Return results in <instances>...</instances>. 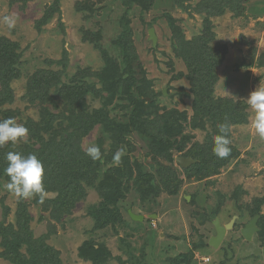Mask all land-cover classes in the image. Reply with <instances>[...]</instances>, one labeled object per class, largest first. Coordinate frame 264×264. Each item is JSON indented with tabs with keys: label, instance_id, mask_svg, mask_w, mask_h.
Returning a JSON list of instances; mask_svg holds the SVG:
<instances>
[{
	"label": "rangeland",
	"instance_id": "1",
	"mask_svg": "<svg viewBox=\"0 0 264 264\" xmlns=\"http://www.w3.org/2000/svg\"><path fill=\"white\" fill-rule=\"evenodd\" d=\"M55 1L0 0V40L17 45L20 70V76L13 78L9 85L13 101L0 107V120L5 109L15 110L13 118L25 126L29 118L38 121L43 106L53 112L77 105L87 112L102 107L108 96L98 78L108 65L104 51L109 59H121L116 41L127 25L136 54L134 69L141 65L151 82L159 114L165 108L184 113L182 135L171 141V161L154 152L148 136L153 130L146 124L141 127L142 131L132 129L126 133L113 152L117 136L110 137L101 123L74 141L83 153L90 144L100 147V176L109 167L121 170L120 181L128 186L123 188V197L117 205L125 225L115 223L95 228L89 213L90 207L102 200L98 189L101 177L91 184L83 183L84 196L76 200L70 212L58 216L52 204L41 202L37 196L16 198L3 187L8 180L1 176L0 222L17 228L19 206L24 205L32 239H42L57 250L60 264H93L80 255L86 241L105 246L111 254L106 264H264L261 254L264 236L259 233L260 228L250 241L240 233L256 208L260 219L263 218L264 231V138L252 127L254 112L245 101L259 84L264 86V0H239L244 7L241 14L236 12L239 10L236 2L224 4L222 13L209 18L212 36L207 47L222 53L214 69L216 78L209 96L213 100H229L234 108L245 103V120L230 124L231 153L226 158H218L213 153L214 137L218 133L211 117L203 118L202 126L193 128V94L186 77L187 69L175 55L178 45L175 29L190 41L202 33L206 12L197 9L199 0H147L146 10L134 5L128 12L122 0H58L59 12L40 24ZM5 17L14 20V27L9 28ZM150 29L156 37L154 46L148 34ZM45 72H58L60 81L45 85V76L51 75ZM35 75L37 82H44L45 89L40 91L44 102L36 99L32 103L26 97L29 81ZM129 107L126 101L114 97L108 106L109 117L124 123L131 115ZM68 125L63 121L60 127L55 121L53 127L58 130ZM65 130L70 132L71 128ZM27 141L28 135L5 145L18 148ZM118 149H123L124 154L121 163L115 165L113 156ZM192 151H196L195 158L202 155V160L197 159L200 163L203 159L207 164L212 160L222 162L210 174L209 166L203 169L196 165L190 167L191 175H187L174 159L177 156L194 159ZM108 152L113 156L105 164L104 156ZM166 167L172 168L181 179L175 194L164 190L160 182L159 173ZM142 173L149 176V184L161 187L145 199L135 186ZM56 194V191H47L44 200L53 199ZM129 212L141 215L143 220L133 219ZM215 219L221 225L234 220L216 248L209 245V239L215 235ZM21 252H26L25 246ZM182 256L187 259H180ZM203 257H210V261L203 262ZM0 264L12 263L0 256Z\"/></svg>",
	"mask_w": 264,
	"mask_h": 264
},
{
	"label": "trees",
	"instance_id": "2",
	"mask_svg": "<svg viewBox=\"0 0 264 264\" xmlns=\"http://www.w3.org/2000/svg\"><path fill=\"white\" fill-rule=\"evenodd\" d=\"M122 1L127 12L134 5H139L141 9L145 10L148 6L147 0ZM241 1L243 2L244 0ZM241 1L199 0L197 9L206 13L202 23V33L196 40H185L183 35L177 32V29L174 30L175 39L178 42L175 48V55L181 58L186 66V77L190 82L189 88L193 94V128L202 126L203 118L209 116L211 117L210 120L215 128V132L219 134L218 124L227 123L230 125L245 120V103L241 102L235 109L230 106L231 102L229 100H213L209 96L210 86H212L216 78L214 69L222 53L214 48L207 47L210 36H212L209 18L222 13L224 6L232 2L238 4L239 10H236V12L237 14H241L244 9ZM58 2L56 0L55 4L47 9L40 20V24L47 22L53 13L59 12ZM130 33V27L126 25L117 38L116 46L119 49L121 59H109L106 57V52L104 51L108 65L98 78L102 84V90H105L108 96L105 98V103L102 107L95 108L92 112H87L85 108L80 109L79 105H77L75 108H61L57 112H53L46 106H43L39 111L38 121L29 118L25 122V127L28 129V141L23 146L18 148L5 144L0 146V177L4 176L7 180H9V177L4 173V169L7 166L5 160L7 152L16 151L24 156L35 154L42 161L46 170L43 177L46 192H57L55 198L43 199V201L44 203L48 201L49 204H52L54 207L53 211L58 216L62 212H70L76 200L84 196L85 188L83 183L91 184L95 179L101 177L98 189L102 194V200L97 206L90 207L89 213V216L94 219L95 228L98 229L105 228L108 225L114 226L115 223L126 224L117 203L123 197V188H126L128 184L123 185L120 181L122 178L120 169L109 167L104 169L100 176L99 171L101 170L102 159L93 161L91 157L83 153L78 146L79 144H74V141L79 140L83 135L88 133L97 123H101L105 126L104 130L111 134L110 137L117 136L111 150L113 152L118 146L117 143L125 139L126 133L132 129L142 131L144 129H141V127L146 124L151 126L153 130V134L149 133L148 136L152 141V147L154 146V152L158 156L171 161L172 155L169 151L171 141L182 135L185 121L184 113L175 108L166 109L164 107L165 110L162 108L164 110L163 113L159 114L157 112L159 107L154 99L155 94L153 93V89H151V82L146 78L141 65H139V69H134L136 54ZM16 47L15 43L5 39L0 40V107L13 101L9 85L13 78L20 76L18 68L19 54L16 51ZM114 62H117V64L112 65ZM63 64L65 63L63 62ZM45 73L51 74L45 76V85L60 81L58 72ZM37 78V75L31 78L28 90L26 91V97L32 103L36 99H39L41 102L45 101L42 100L40 92L45 89V85H42L44 82H37ZM83 88L86 89L85 87ZM114 97L121 101H126L130 105L131 115L124 123L117 122L109 117L108 106L112 104ZM76 98L83 101L78 95H76ZM82 104L81 102L80 105L83 106ZM54 108L57 109L56 103H54ZM75 111L78 112L75 113ZM14 114L15 110L5 109L3 110L2 120L9 117L13 118ZM55 121H57L60 127L63 121L67 124L69 123L68 127L71 128V131L67 132L65 130L68 127L54 130ZM52 133L53 135H51ZM57 138L60 139L58 140ZM111 152H108L109 154L104 156L105 164L111 160V156H113ZM191 155L196 157V151H192ZM201 156L198 158L194 157V162L188 166L189 168H182L187 175H191L190 170L192 168L190 167L196 165H201L203 169L209 166L208 174H210L222 162L217 163L218 161L212 160L207 164V161L203 159L202 163H200L197 159L201 158L200 160H202ZM159 177L164 190L175 194L181 179H179L173 169L164 168L159 173ZM137 178L135 186L142 199L161 189L159 185L149 184V176L145 173L139 174ZM251 213L252 215L257 214L258 208L252 210ZM28 217L29 214L26 207L21 205L16 217L17 228L11 224L5 225L4 222H0V256L8 259L12 264H60L57 250L46 245L42 239H32L31 232L27 226ZM261 219L263 218L261 217ZM261 219L259 217L257 226L261 230L259 233L264 236ZM23 246L26 247L25 253L21 252ZM80 255L84 259L92 261L93 264H106V259L111 257L105 246L93 241H86L84 243V247L80 249ZM180 259H187V257L182 256Z\"/></svg>",
	"mask_w": 264,
	"mask_h": 264
},
{
	"label": "clouds",
	"instance_id": "3",
	"mask_svg": "<svg viewBox=\"0 0 264 264\" xmlns=\"http://www.w3.org/2000/svg\"><path fill=\"white\" fill-rule=\"evenodd\" d=\"M5 22L9 28L14 27L15 22L13 19L5 17ZM245 101L254 112L251 121L252 127L261 138H264V86L259 84L254 91L249 93ZM217 127L219 134L214 137L213 153L218 158H226L231 153L229 147L231 143L229 139L231 126L227 123H221ZM27 135L28 129L22 124H18L15 118L9 117L0 120V146L9 141L15 143L18 139L26 138ZM123 154V149L116 151L113 156L115 165L121 163ZM86 155L91 157L93 161L100 160L102 156L100 147L96 144H90L86 148ZM5 160L7 166L4 173L9 177V180L3 187L18 199L38 196L40 201L43 202L46 195L43 183L45 169L37 155L24 156L20 152L9 151L5 155Z\"/></svg>",
	"mask_w": 264,
	"mask_h": 264
},
{
	"label": "water",
	"instance_id": "4",
	"mask_svg": "<svg viewBox=\"0 0 264 264\" xmlns=\"http://www.w3.org/2000/svg\"><path fill=\"white\" fill-rule=\"evenodd\" d=\"M148 34L154 46L156 43L154 30L150 29L148 31ZM174 160L175 163L179 165L181 168H186L194 162V159L189 156L187 157L177 156L175 157ZM129 214L132 216L133 219L140 221L143 220V217L141 215H134V214L132 215L131 212H129ZM259 217H260L259 214L253 215L249 219V221L244 225V227L241 228L240 233L245 240L250 241L252 239L253 234L259 231V227L257 226ZM213 223L215 227V235L209 239V245L216 248L223 240L227 230L231 229V227L233 226L234 220L232 219L229 223L225 225H221L218 219H215ZM261 254H262V258L264 259V247L262 248Z\"/></svg>",
	"mask_w": 264,
	"mask_h": 264
},
{
	"label": "built area",
	"instance_id": "5",
	"mask_svg": "<svg viewBox=\"0 0 264 264\" xmlns=\"http://www.w3.org/2000/svg\"><path fill=\"white\" fill-rule=\"evenodd\" d=\"M202 260H203V262H208L209 261L208 257H203Z\"/></svg>",
	"mask_w": 264,
	"mask_h": 264
},
{
	"label": "flooded vegetation",
	"instance_id": "6",
	"mask_svg": "<svg viewBox=\"0 0 264 264\" xmlns=\"http://www.w3.org/2000/svg\"><path fill=\"white\" fill-rule=\"evenodd\" d=\"M208 259H209V261H210V257H208ZM209 261H208V262H209ZM206 263H207V262H206Z\"/></svg>",
	"mask_w": 264,
	"mask_h": 264
}]
</instances>
